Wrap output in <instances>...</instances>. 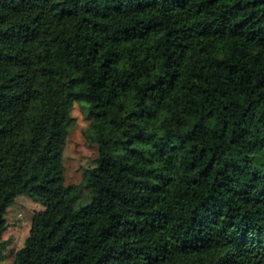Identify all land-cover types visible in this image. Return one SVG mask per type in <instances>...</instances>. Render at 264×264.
Instances as JSON below:
<instances>
[{
    "label": "trees",
    "instance_id": "1",
    "mask_svg": "<svg viewBox=\"0 0 264 264\" xmlns=\"http://www.w3.org/2000/svg\"><path fill=\"white\" fill-rule=\"evenodd\" d=\"M18 195L10 264H264V0H0V254Z\"/></svg>",
    "mask_w": 264,
    "mask_h": 264
},
{
    "label": "rangeland",
    "instance_id": "2",
    "mask_svg": "<svg viewBox=\"0 0 264 264\" xmlns=\"http://www.w3.org/2000/svg\"><path fill=\"white\" fill-rule=\"evenodd\" d=\"M74 123L65 140L62 151L64 185H78L82 182V173L86 168L95 165L98 155L97 146L83 138V131L89 124L86 111L78 104L72 110ZM44 206L27 195H18L6 214L7 227L2 240L5 245L1 250L0 264H10L16 252L21 249L29 237L34 216Z\"/></svg>",
    "mask_w": 264,
    "mask_h": 264
}]
</instances>
